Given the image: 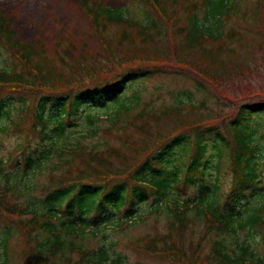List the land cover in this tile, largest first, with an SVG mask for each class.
I'll return each instance as SVG.
<instances>
[{
  "label": "trees",
  "instance_id": "1",
  "mask_svg": "<svg viewBox=\"0 0 264 264\" xmlns=\"http://www.w3.org/2000/svg\"><path fill=\"white\" fill-rule=\"evenodd\" d=\"M76 1L109 52L105 59L110 69L75 55L71 40L58 39L54 54L42 48L35 50L15 37L11 21L0 9V43L16 60L9 68L0 67V119L10 121L0 127V134L10 128L20 132V124L11 116L16 112L17 117L31 115L26 132L38 139L31 152L27 150V136L5 162L0 160V168H12L13 178L0 182V220H6L8 228L16 229L24 237L23 264L68 260L73 253L78 256L73 264H122L121 255L114 256V243L86 248L88 232H99L97 223L114 227L123 222L119 219L122 215L137 216L140 206L151 198L153 206L161 203V213L169 219L167 233L134 241L136 252L174 264H264L250 231L262 233L264 203L246 218L237 220L231 208L226 207L244 200V191L257 184L256 161H264V132L259 134L261 141L256 140L257 133L251 124L254 115L264 113V94L257 95V102L239 103L232 114L208 113L194 120L179 117L181 108L176 105L168 111L142 108L135 113L134 104L126 103L122 96L128 84L139 81V77L151 72L149 65L160 61L158 57L139 59L136 55L149 50L159 37L157 23L134 19L124 9L107 7L101 1ZM178 1L187 0H140L169 25L175 20L173 11ZM202 1L210 8L208 13L214 23L209 27L191 20L184 40L193 51L222 41L220 16L232 10L227 0ZM111 27H116L118 34L114 47L106 32ZM209 54L217 60L216 53ZM31 93L33 101L27 104L23 95ZM99 102L115 107L103 114L84 111ZM186 104L193 106L192 101ZM54 110L59 111L55 116L50 114ZM73 118H81L84 130L79 138L69 141L64 136V126L71 124ZM64 120L70 121L64 125ZM116 134L120 148L98 139L101 135L108 139ZM86 139L93 144H85ZM100 144L102 149L98 148ZM122 149L130 154V167L123 162L127 156ZM209 152L217 158V172L225 159L230 165L232 186L223 199L217 178L212 187L203 182L204 170L212 157ZM36 175H43L45 182L39 185L24 181L25 177ZM195 176L202 183L193 195L181 204L179 198H167L173 186H194ZM35 186L42 192L36 204L14 202L15 193L37 199L30 194ZM194 221L204 222L205 237H214L203 261L199 256L203 239L186 244L183 237ZM246 228L249 233L241 241L238 233ZM4 235L0 246L6 251L10 232ZM0 261L6 264L5 253Z\"/></svg>",
  "mask_w": 264,
  "mask_h": 264
},
{
  "label": "rangeland",
  "instance_id": "2",
  "mask_svg": "<svg viewBox=\"0 0 264 264\" xmlns=\"http://www.w3.org/2000/svg\"><path fill=\"white\" fill-rule=\"evenodd\" d=\"M96 1H101L107 7L124 9L127 15L134 19L154 21L160 30L159 37L154 44L148 47L149 50L136 54L139 59L158 57L160 61L149 65L147 69L151 72L145 74L144 77H139V81L131 85L128 84L122 96L126 103L134 104L132 109L135 113L142 108L168 111L171 106L176 105L181 108V112L178 114L179 117L194 120L195 118L198 119V116L201 118V116L208 113H212L214 116L232 114L233 109L239 103L257 102L260 100L257 95L264 94V0H227L226 2L231 4L232 10L220 16L222 41L214 45L206 44L203 49L196 51L186 47L183 36L185 28L189 26L192 19H195L198 24L209 27L214 23L211 14L208 13L210 8L204 5L203 1H178L173 11L175 20L170 25L159 20L153 10L144 7L140 0ZM192 4H195L196 7L193 8ZM0 9L11 21V28L15 37L20 41L29 43L35 50H41L42 48L48 51L49 54H54L58 49L56 46L58 39L71 40L74 43L75 55L80 54L86 59H93L98 67L110 69V63L105 59L107 56L109 57V52L105 50L103 43L94 32L93 26L81 11L76 0H0ZM190 12L191 14H189ZM116 31V27L108 28L106 31L107 36L113 39V41H110L111 47L115 46L118 37ZM209 51L216 53L217 60H215L214 54H209ZM89 59L88 62L93 63ZM15 62L16 60L0 43V67L9 68ZM18 68L23 69L19 63ZM23 96L27 104L33 101V93ZM17 97L16 95L15 98ZM189 101H192L193 106L188 107L189 104L186 103ZM114 107L111 104L106 105L99 102L98 104H91L84 111L92 114H103L104 112H110ZM58 112L54 110L50 111V114L55 116ZM11 116H13L15 123L20 124V132H13L10 128L7 133L0 134V160H3V162L18 145L25 142L27 136L29 138L28 143H30L27 150L30 152L35 148L34 143L38 140L36 136L26 132L32 118L31 115L24 118L19 114L18 118L17 113L13 112ZM206 117L204 116L203 119H206ZM69 121L64 120V125ZM9 122L0 119V127L8 125ZM251 125V129L257 133L256 140L261 141L259 134L264 132V113L254 115ZM167 128H169V125ZM83 130L84 123L81 118H73L71 124L64 126L63 133L64 136H68L69 141H72L79 138ZM102 136H98V139L120 148L117 139L118 134L108 136V139ZM134 139H136L135 135ZM48 142L46 141V144ZM84 143L91 146L93 141L86 139ZM255 143L258 142L255 141ZM98 148L102 149L103 147L100 144ZM122 150L127 156V159L126 157L123 158V162L130 167V154L128 150ZM209 155L212 157L209 158L207 168L204 170L203 182L212 187L217 178L223 199L232 186L230 165L225 159L217 172L214 169L217 158L213 152H209ZM256 163L258 164L259 173L257 184L244 191V200L233 205L229 203L226 206L228 209L231 208L236 220L246 218L260 204L264 203V161H256ZM11 173L12 168L8 165L0 168V182L11 181L9 179ZM31 178L25 177L24 181L30 184L39 182V185L45 182L43 175H36ZM199 178L195 176L196 184L188 188H184L182 185L173 186L167 198L170 201L179 198L181 204L182 200L193 195L200 186L202 181ZM11 179L13 180V178ZM35 187L36 189L30 194L37 197V199L30 198L31 196L19 197L15 193L17 200L15 199L14 202L18 205H31V202L36 204L38 198L42 196V192L37 186ZM161 208L162 206L159 204L153 206L151 198L140 206L138 213H136L137 216L134 215V217L129 218V216L122 215L119 219L123 222H119L120 224L117 226L107 227L104 222L97 223L99 232L86 231L89 235L88 242H85L84 245L86 248L95 249L103 244L114 243V256L121 255L122 264H174L147 254L138 253L134 249V241H138L139 238L167 233L169 219L161 213ZM140 216L141 218H138ZM86 219L90 221L91 216L86 217ZM116 219L117 217L114 220L116 221ZM8 226L10 225L6 220H0V238L5 237L4 232H10L6 251L0 246V260L5 253L6 264H23L21 248L24 237L20 235L19 231L8 228ZM204 231V222L194 221V224L188 228L183 236L186 244L196 243L201 238L203 239L199 254L201 261L204 260L205 254L209 253L210 242L214 239L211 235L205 237ZM248 231V228L239 231L238 237L241 241H244L245 233H249ZM250 231L254 237L252 239L254 248L264 259V229L262 233L255 232L252 229ZM70 256L71 258L68 260L56 259L50 261L49 264H73L78 256L74 253Z\"/></svg>",
  "mask_w": 264,
  "mask_h": 264
}]
</instances>
